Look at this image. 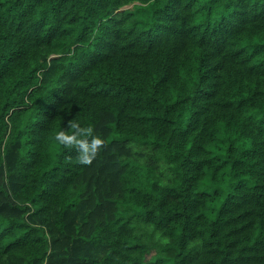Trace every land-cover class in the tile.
Returning a JSON list of instances; mask_svg holds the SVG:
<instances>
[{
  "label": "trees",
  "instance_id": "1",
  "mask_svg": "<svg viewBox=\"0 0 264 264\" xmlns=\"http://www.w3.org/2000/svg\"><path fill=\"white\" fill-rule=\"evenodd\" d=\"M0 264H264V0H0Z\"/></svg>",
  "mask_w": 264,
  "mask_h": 264
},
{
  "label": "clouds",
  "instance_id": "2",
  "mask_svg": "<svg viewBox=\"0 0 264 264\" xmlns=\"http://www.w3.org/2000/svg\"><path fill=\"white\" fill-rule=\"evenodd\" d=\"M69 127L74 131H65L60 128L53 132L56 146L65 148H75L77 151V162L83 165H89L97 156V153L105 145V140L99 134H94V128L91 124L81 126L79 121H69Z\"/></svg>",
  "mask_w": 264,
  "mask_h": 264
}]
</instances>
